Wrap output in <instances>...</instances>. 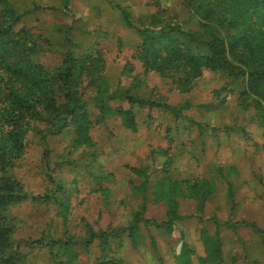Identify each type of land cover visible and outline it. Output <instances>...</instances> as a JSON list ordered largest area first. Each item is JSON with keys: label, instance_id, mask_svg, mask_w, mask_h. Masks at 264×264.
Segmentation results:
<instances>
[{"label": "rangeland", "instance_id": "obj_1", "mask_svg": "<svg viewBox=\"0 0 264 264\" xmlns=\"http://www.w3.org/2000/svg\"><path fill=\"white\" fill-rule=\"evenodd\" d=\"M65 1L5 2L37 45L34 61L53 70L70 50L94 68L78 76L82 118L60 114L61 130L45 138L48 125L32 121L4 173L34 196L1 208L17 264H264V81L256 94L204 72L183 91L174 79L190 66H145L156 12L172 20L167 31L211 37L186 0ZM208 1L240 20L234 44L264 52V0ZM14 58L0 46V113L22 87Z\"/></svg>", "mask_w": 264, "mask_h": 264}, {"label": "trees", "instance_id": "obj_2", "mask_svg": "<svg viewBox=\"0 0 264 264\" xmlns=\"http://www.w3.org/2000/svg\"><path fill=\"white\" fill-rule=\"evenodd\" d=\"M186 1L196 13L204 16L201 26L205 32L211 31V37L204 39L203 30L202 32H190L178 27L167 31L165 26H169L168 23L172 20L163 19V12H156L148 17L149 22L145 27L146 37L141 58L145 60V66L159 69L165 75L169 74L168 65L179 67L182 72L185 66H190V70H185L182 76L177 75L174 79L176 83L180 81L178 85L183 91H188L201 79H208L209 77L203 76L204 72H209L210 75L222 72L225 75L223 78L227 79L226 85L239 84L259 94L256 85L259 81H264V52H258L253 47L254 42L249 39L241 42L244 43L241 48L234 44L242 41L239 39L236 27L241 24L240 20L227 17L219 10L217 4H212V8H208L207 6H211L208 0ZM0 2H4V7L0 8L2 16L0 18V46L15 57V63H12L13 69L19 77L18 80L22 82L19 90L16 92L11 90L6 94L5 105L0 113L1 212L2 205L6 201L26 196L34 197L24 190L21 183L4 174L16 164L20 157L24 149L23 137L32 121L41 120L48 125L42 136L45 138L48 134L61 130L60 114H67L73 121L81 119L80 110L85 105L77 87L78 76L83 69H86L87 75L92 74L94 68L89 66L84 68L81 58L75 56L70 50L65 53L63 64L53 70L34 61L32 56L37 49L34 39L26 31L14 29L16 21V18H13L14 11L5 5L7 0H0ZM68 3L69 1L66 0L65 8L69 7ZM246 6L244 5V9ZM243 11L240 12L241 15L245 14ZM124 16L126 23L133 26V21L126 12ZM138 29L143 31L142 28ZM173 34L177 37L182 36L184 40L172 41ZM201 44L207 47V53L203 52ZM164 45L167 49L166 55L162 53ZM224 89L227 94L232 92V88L224 87ZM56 120L59 121L56 122ZM233 224L249 225L244 220ZM259 230L264 235V229L259 228ZM9 233V226L0 213V264H17L20 260V256L16 255L15 250L9 244ZM54 241L56 240L53 239L50 243Z\"/></svg>", "mask_w": 264, "mask_h": 264}]
</instances>
